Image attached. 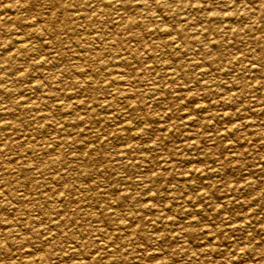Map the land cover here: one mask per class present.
I'll return each instance as SVG.
<instances>
[{
  "label": "rangeland",
  "instance_id": "1",
  "mask_svg": "<svg viewBox=\"0 0 264 264\" xmlns=\"http://www.w3.org/2000/svg\"><path fill=\"white\" fill-rule=\"evenodd\" d=\"M0 264H264V0H0Z\"/></svg>",
  "mask_w": 264,
  "mask_h": 264
}]
</instances>
